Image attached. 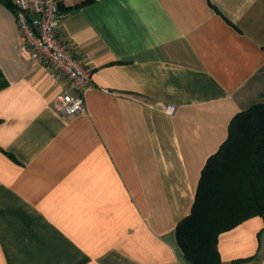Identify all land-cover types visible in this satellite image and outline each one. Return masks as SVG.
<instances>
[{"label":"crops","instance_id":"0c3cea01","mask_svg":"<svg viewBox=\"0 0 264 264\" xmlns=\"http://www.w3.org/2000/svg\"><path fill=\"white\" fill-rule=\"evenodd\" d=\"M59 1L93 72L70 118L52 101L72 89L22 50L0 1V264H191L176 227L232 118L264 102V0ZM218 248L264 264V217Z\"/></svg>","mask_w":264,"mask_h":264},{"label":"trees","instance_id":"16d2710c","mask_svg":"<svg viewBox=\"0 0 264 264\" xmlns=\"http://www.w3.org/2000/svg\"><path fill=\"white\" fill-rule=\"evenodd\" d=\"M254 216L264 217V102L232 118L227 139L202 170L191 213L176 227L178 244L191 264H222L220 234Z\"/></svg>","mask_w":264,"mask_h":264},{"label":"built area","instance_id":"2783aa9c","mask_svg":"<svg viewBox=\"0 0 264 264\" xmlns=\"http://www.w3.org/2000/svg\"><path fill=\"white\" fill-rule=\"evenodd\" d=\"M20 33V45L52 80L66 82L72 92H61L52 107L70 118L86 113L85 91L91 85L92 69L74 57L61 28L69 17L59 0H11ZM173 113L172 106L168 109Z\"/></svg>","mask_w":264,"mask_h":264}]
</instances>
